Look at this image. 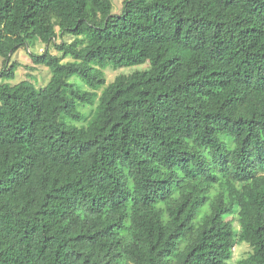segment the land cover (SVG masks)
<instances>
[{
    "label": "trees",
    "instance_id": "trees-1",
    "mask_svg": "<svg viewBox=\"0 0 264 264\" xmlns=\"http://www.w3.org/2000/svg\"><path fill=\"white\" fill-rule=\"evenodd\" d=\"M6 38L50 80L0 84V264H264V0H0Z\"/></svg>",
    "mask_w": 264,
    "mask_h": 264
},
{
    "label": "rangeland",
    "instance_id": "rangeland-1",
    "mask_svg": "<svg viewBox=\"0 0 264 264\" xmlns=\"http://www.w3.org/2000/svg\"><path fill=\"white\" fill-rule=\"evenodd\" d=\"M111 3V14L112 15H120L123 9V1L124 0H109ZM59 40L57 39V42ZM64 41L71 42L72 38L70 36H65ZM12 44V40L9 38L4 39L0 44V71L4 67V62L6 61V66H10L12 64H16L15 77L12 80H4L0 78V84L8 83L10 85H14L20 83L22 81L31 82L36 88L44 87L50 80V70L45 66H35L32 64L30 59V53L39 54L44 50V46L37 43L36 45H30L29 49L20 48L13 53L9 50V45ZM51 52L56 54L57 56H62V53H58L56 50L51 48ZM71 61L70 58L63 59V63ZM148 64L131 67V68H123L116 71L111 69L104 70L105 79L107 84L115 79V77L119 74H131L134 70H143L147 67ZM71 83H74L77 87L82 90H86L87 87L83 84V82L77 78L73 77L70 79ZM95 105L89 106L85 105L80 107V111L84 115V121L77 125L85 124L88 118L91 116ZM227 219L232 220L234 228L238 229V223L234 217H227ZM250 253V247L246 243H241L234 246L232 250V256L229 261V264H237L240 259H243L248 256Z\"/></svg>",
    "mask_w": 264,
    "mask_h": 264
}]
</instances>
